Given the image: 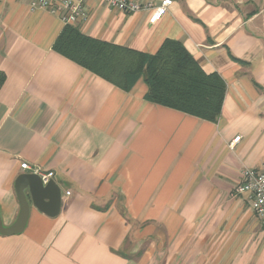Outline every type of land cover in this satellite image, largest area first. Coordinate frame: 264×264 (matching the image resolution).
I'll list each match as a JSON object with an SVG mask.
<instances>
[{
  "label": "crops",
  "instance_id": "0c3cea01",
  "mask_svg": "<svg viewBox=\"0 0 264 264\" xmlns=\"http://www.w3.org/2000/svg\"><path fill=\"white\" fill-rule=\"evenodd\" d=\"M87 9L75 25L92 38L149 54L182 42L226 82L221 114L150 102L143 78L116 86L54 49L58 14L0 0V222L20 213L22 162L62 190L58 215L31 203L22 232L0 233V264H264V223L236 192L264 164V0H173L155 24Z\"/></svg>",
  "mask_w": 264,
  "mask_h": 264
},
{
  "label": "trees",
  "instance_id": "16d2710c",
  "mask_svg": "<svg viewBox=\"0 0 264 264\" xmlns=\"http://www.w3.org/2000/svg\"><path fill=\"white\" fill-rule=\"evenodd\" d=\"M54 49L126 91L143 78L150 102L213 122L221 114L226 82L217 72L207 73L178 40L166 39L158 52L149 54L92 38L66 24ZM4 80L0 75V87Z\"/></svg>",
  "mask_w": 264,
  "mask_h": 264
},
{
  "label": "built area",
  "instance_id": "2783aa9c",
  "mask_svg": "<svg viewBox=\"0 0 264 264\" xmlns=\"http://www.w3.org/2000/svg\"><path fill=\"white\" fill-rule=\"evenodd\" d=\"M89 0H29L32 10L48 9L58 14L65 24H78L88 22L89 13L87 2ZM112 9L126 13H133L140 10H150V23L155 24L160 21L169 11L173 0H162L160 4L152 7L136 0H102ZM240 137H236L233 142H238ZM23 169L32 170L41 175L44 183L53 178V172H41L38 166L32 167L28 162H22ZM243 181L236 188L238 194H247L252 199L253 208L264 223V164L259 168L246 167L242 171ZM70 193V192H68Z\"/></svg>",
  "mask_w": 264,
  "mask_h": 264
},
{
  "label": "water",
  "instance_id": "95a60500",
  "mask_svg": "<svg viewBox=\"0 0 264 264\" xmlns=\"http://www.w3.org/2000/svg\"><path fill=\"white\" fill-rule=\"evenodd\" d=\"M16 191L21 209L16 222L10 227H4L0 222V233L14 234L22 232L26 226L31 203L49 216L59 214L62 206V190L52 178L44 183L38 173L26 172L18 176Z\"/></svg>",
  "mask_w": 264,
  "mask_h": 264
},
{
  "label": "rangeland",
  "instance_id": "374dc122",
  "mask_svg": "<svg viewBox=\"0 0 264 264\" xmlns=\"http://www.w3.org/2000/svg\"><path fill=\"white\" fill-rule=\"evenodd\" d=\"M148 86V85H147Z\"/></svg>",
  "mask_w": 264,
  "mask_h": 264
}]
</instances>
